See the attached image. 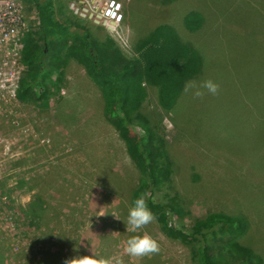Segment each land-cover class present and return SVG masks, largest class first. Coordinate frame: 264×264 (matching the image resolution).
<instances>
[{
	"label": "rangeland",
	"instance_id": "obj_1",
	"mask_svg": "<svg viewBox=\"0 0 264 264\" xmlns=\"http://www.w3.org/2000/svg\"><path fill=\"white\" fill-rule=\"evenodd\" d=\"M56 1L58 18L80 22L97 43L111 38L128 57L161 24L201 54V73L184 83L172 108L160 105L150 84L140 107L163 142L159 166L167 169L151 196L170 219L167 227L155 217L127 230L140 171L104 115L101 89L63 53L41 98H21L13 84L0 98V122L7 123L0 124V264H65L85 255L101 264H200L202 237L191 233L194 219L209 213L237 220L232 229L220 222L205 233L211 254L230 263L239 245L251 250L250 264H264V0H119L118 34L101 22L104 0ZM21 3L27 32L36 31L35 6ZM193 10L203 22L190 30L184 17ZM24 45L10 44L9 60ZM53 53L45 66L58 62ZM22 70L21 78L27 66ZM208 79L217 94L185 91ZM144 233L158 241L159 253L130 257L127 240Z\"/></svg>",
	"mask_w": 264,
	"mask_h": 264
},
{
	"label": "trees",
	"instance_id": "obj_2",
	"mask_svg": "<svg viewBox=\"0 0 264 264\" xmlns=\"http://www.w3.org/2000/svg\"><path fill=\"white\" fill-rule=\"evenodd\" d=\"M25 1L35 6L38 26L36 31L27 32L24 38L22 58L28 71L21 79L19 97L35 100L50 91L51 69L63 63V53L80 61L91 80L101 89L104 115L119 132L140 171L141 178L131 195V207L138 196L146 194L148 208L167 227L170 216L162 205L154 203L151 196L163 168L167 169L166 164L159 166L163 142L140 107L147 96L145 84H150L157 88L160 105L165 109L172 108L184 83L201 73V54L190 42L182 40L170 25L161 24L139 41L138 56L131 58L111 38L97 43L80 22L58 18L59 3L56 0ZM202 22L203 16L196 10L184 17V24L190 30L198 29ZM50 52H54L51 56H55L58 62L45 66ZM131 125L139 127L142 132L133 134L129 128ZM220 222L229 229L237 224V220L220 213H209L204 218L194 219L191 235L202 237L198 249L200 264H250L251 250L243 246H236L239 255L230 263H223L211 254L205 233H210L213 226ZM177 235L183 236L179 231ZM35 264L48 262L37 261Z\"/></svg>",
	"mask_w": 264,
	"mask_h": 264
},
{
	"label": "built area",
	"instance_id": "obj_3",
	"mask_svg": "<svg viewBox=\"0 0 264 264\" xmlns=\"http://www.w3.org/2000/svg\"><path fill=\"white\" fill-rule=\"evenodd\" d=\"M100 18L101 22L109 27L111 33L118 34L123 18L121 2L119 0H104ZM27 31L28 23L21 0H0V98L11 91V84H13L14 92L19 90L22 69L25 65L22 58L23 50L18 48L17 58L13 57L10 60L9 51L10 44H24ZM10 85L11 87L7 90ZM0 115H2L1 112ZM0 124L7 123L0 122Z\"/></svg>",
	"mask_w": 264,
	"mask_h": 264
},
{
	"label": "clouds",
	"instance_id": "obj_4",
	"mask_svg": "<svg viewBox=\"0 0 264 264\" xmlns=\"http://www.w3.org/2000/svg\"><path fill=\"white\" fill-rule=\"evenodd\" d=\"M193 88L196 89L193 93L196 97H202L204 95L200 88L207 89L208 92L213 95L217 94L219 91V85L211 79L205 80L199 87H197L195 82H190L185 86V91ZM113 215L117 219H120L115 214ZM154 219L155 217L147 205L146 194H142L134 200V204L129 210L126 222L127 230L136 232L138 229H143L145 226L152 223ZM159 251L160 245L158 241L148 233L132 236L127 240L125 247V252L130 257L136 258H143L153 254H158ZM65 264H101V262L93 258L91 255H85L68 259L65 261Z\"/></svg>",
	"mask_w": 264,
	"mask_h": 264
},
{
	"label": "bare ground",
	"instance_id": "obj_5",
	"mask_svg": "<svg viewBox=\"0 0 264 264\" xmlns=\"http://www.w3.org/2000/svg\"><path fill=\"white\" fill-rule=\"evenodd\" d=\"M33 29V28H32Z\"/></svg>",
	"mask_w": 264,
	"mask_h": 264
}]
</instances>
